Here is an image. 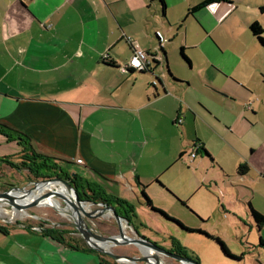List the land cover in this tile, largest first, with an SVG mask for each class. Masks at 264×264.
<instances>
[{
	"label": "crops",
	"instance_id": "0c3cea01",
	"mask_svg": "<svg viewBox=\"0 0 264 264\" xmlns=\"http://www.w3.org/2000/svg\"><path fill=\"white\" fill-rule=\"evenodd\" d=\"M178 1L0 0V157L29 149L65 160L155 218L142 195L137 206L120 192L143 190L195 236L227 214L243 222L241 235L262 231L250 213L264 216L257 19L244 21L241 38L209 8L234 0L188 14L202 0L192 1L180 21ZM135 46L158 54L149 70L123 67ZM1 225L0 264H100L22 224ZM227 249L240 258L218 248L224 262L245 260Z\"/></svg>",
	"mask_w": 264,
	"mask_h": 264
},
{
	"label": "rangeland",
	"instance_id": "374dc122",
	"mask_svg": "<svg viewBox=\"0 0 264 264\" xmlns=\"http://www.w3.org/2000/svg\"><path fill=\"white\" fill-rule=\"evenodd\" d=\"M197 0H179L176 4L170 7L176 8V17L181 20L184 15V10L187 9L190 2ZM231 1V0H230ZM264 5V0H234L230 6L226 3L214 4L209 8L212 10L213 15L218 17H225L227 26L234 28L235 35L240 36V29H245V20L256 21L262 26L264 30V10H260V6ZM232 11V12H231ZM193 22L197 23L195 19ZM264 37V32H263ZM243 38L242 36H240ZM64 166V164H62ZM72 168V167H71ZM75 171H78L76 166H73ZM0 191L8 189L11 184L20 185L28 180H32L31 177L26 174L18 175L12 171L7 172L0 169ZM121 193H125L126 197H133L135 205H140L141 194H137V199L129 188L120 190ZM2 207L9 213L6 217L0 218V223H14V222H26L35 223L38 220L46 221L52 226L57 228H74L71 225V220L67 215L63 213V202L60 199H56L53 196L45 198L42 204L33 206L28 209H24L28 215L13 216L10 214L12 207L6 203L0 202ZM94 206H91L93 208ZM136 214V213H135ZM152 215H142L137 213L133 219V225L139 233H142L147 239L161 247L168 250L171 246V239L178 240L183 246H186L190 253H195L201 264H264V246L259 245V240H264V228L262 231L256 229L248 232L247 229L244 234L241 235L239 228L243 229V222L237 218H233L229 214L225 215L221 221L213 222L214 228L207 233L206 236H195L193 233L187 231H181L173 222L166 220L162 216L158 215L155 218L150 217ZM188 221V220H186ZM93 229L103 235H113L117 233V225L114 218L111 215H106L99 218L89 220ZM237 226V227H236ZM239 226V227H238ZM75 229V228H74ZM126 232L129 235L135 236L131 228H126ZM210 236V237H209ZM219 238L226 244L229 250L235 255L244 253L245 260L238 262L237 260L224 262L221 258V254L218 248L224 253L215 240ZM111 251L118 254H127L132 256H140L141 251L130 245H118L111 247ZM236 258L239 256H235ZM163 264H181L177 260L170 257L162 256ZM132 264V263H123ZM134 264H145L142 262Z\"/></svg>",
	"mask_w": 264,
	"mask_h": 264
},
{
	"label": "trees",
	"instance_id": "16d2710c",
	"mask_svg": "<svg viewBox=\"0 0 264 264\" xmlns=\"http://www.w3.org/2000/svg\"><path fill=\"white\" fill-rule=\"evenodd\" d=\"M215 2H230V0H202L198 4L192 6V8L188 11V14L193 13L195 10L204 7L206 5L215 3ZM260 10H264V5L260 6ZM250 33L257 39V41L264 47V37H263V28L262 26L255 20L249 24ZM181 56L187 60L185 54L183 53V48L180 49ZM128 72L134 71L131 68H126ZM144 72V71H137ZM158 82L159 79H156ZM194 148L201 149L206 155H209L204 147L194 145ZM64 164V166L62 165ZM245 166H239V170H242ZM71 164L65 160L57 159L48 155L40 154L35 152L34 150H25L21 154V156L17 160H13L11 157L5 156L0 157V169L5 170L7 172H13L14 174L22 175L26 174V176L31 177L32 180H42L58 177L63 180L68 181L76 190L80 199L90 201L92 203H104L107 205H111L115 208V212L124 220L128 222L130 226H133V219L136 217L134 205L128 202L127 200L111 193H106L101 186L93 182L92 180L81 176L80 174L70 171ZM74 173V174H73ZM3 174H0L2 177ZM141 195L144 199L145 204L153 211L161 215L168 221L173 222L177 227L182 229L183 231L193 232V229L185 227L180 221L170 217L165 212L155 208L149 197L142 190ZM251 217L253 221L257 225L264 224V216L251 208L250 210ZM3 223H0V230L4 231ZM6 226L8 222L4 223ZM12 224V223H11ZM13 224H22L25 228H32L34 226L40 227L39 232L41 235L48 237L55 242L70 248L72 250H80L85 252H90L95 254L99 258L100 264H123L121 262H117L114 259L108 257L105 254H101L96 252L93 249H90L83 238L76 233L74 228H57L56 226H52L46 221L38 220L35 223H26V222H14ZM34 231V230H33ZM138 232V231H137ZM215 240L219 243L222 251L225 255L231 258H236L232 255L225 244L219 239L215 238ZM259 245L264 246V240L260 238ZM174 253H177L182 256H186L192 258L198 262L199 258L194 254L190 253L181 243L172 238L171 239V247L168 249ZM238 258V257H237ZM240 258V257H239Z\"/></svg>",
	"mask_w": 264,
	"mask_h": 264
},
{
	"label": "water",
	"instance_id": "95a60500",
	"mask_svg": "<svg viewBox=\"0 0 264 264\" xmlns=\"http://www.w3.org/2000/svg\"><path fill=\"white\" fill-rule=\"evenodd\" d=\"M154 85H157L154 83ZM74 174V173H73ZM60 183L63 184L66 189L71 193L74 202H71L68 198L57 192L56 190L48 192L42 196H34L33 200L23 206L17 204L13 196L20 194L21 196H29L31 193L38 187L40 184H50V183ZM50 196L60 199L63 202L64 207H68L66 215L71 220V225L75 228L76 233L79 234L87 246L90 249L95 250L98 253L105 254L108 257L114 259L117 262L121 263H145V264H161V255L170 257L178 262L184 264H201L200 262L174 253L172 251L166 250L155 242L150 241L144 236H141L132 226L128 224L126 220L121 218L116 212L115 208L111 205L104 203H92L87 200L80 199L75 188L66 180H63L58 177L42 179V180H28L27 182L11 186L3 191H0V202L5 201L8 205L16 209H28L33 206H38L42 200L49 198ZM84 204L90 207L89 210L84 208ZM91 206H94L91 208ZM106 215H111L117 225V233L113 235H103L97 232L91 226L89 220L94 218L103 217ZM124 223V226H123ZM126 228H131L135 236L129 235L126 232ZM103 245L106 246H118V245H130L135 246L139 250L147 249L153 252L150 256L141 251L140 256H132L127 254H118L114 253L109 249H105ZM151 259L155 261L152 262Z\"/></svg>",
	"mask_w": 264,
	"mask_h": 264
},
{
	"label": "bare ground",
	"instance_id": "6f19581e",
	"mask_svg": "<svg viewBox=\"0 0 264 264\" xmlns=\"http://www.w3.org/2000/svg\"><path fill=\"white\" fill-rule=\"evenodd\" d=\"M56 190L57 192H59L60 194H62L63 196H65L66 198H68L71 202H74V199L71 195V193L66 189V187L63 185V184H60V183H56V182H53V183H50V184H40L38 185V187L31 193V195H27L25 197L21 196L20 194H17V195H14L13 196V199L14 201L19 204L20 206H23L29 202H31L33 200V197L34 196H42L48 192H51V191H54ZM3 203H6L5 201H2ZM42 202H44V200L41 201L40 204H42ZM7 204V203H6ZM8 205V204H7ZM12 207V206H11ZM68 207H63L62 210H63V213L65 214L66 211H68ZM84 208L86 210H89L90 207L88 205H85L84 204ZM8 211L5 210L2 205L0 204V218H4L8 215ZM10 214L13 216H19V214L22 216H25V215H28L27 212L24 210V209H16L14 207H12V211L10 212ZM66 215V214H65ZM123 226H124V223H123ZM105 249H109L111 250V247L113 246H106V245H103ZM140 251H143V253L147 254V255H151L153 254L152 251L150 250H147V249H142ZM152 262H154L155 260L154 259H151ZM161 264H163V260L161 259ZM182 264V263H181ZM184 264H188V263H184Z\"/></svg>",
	"mask_w": 264,
	"mask_h": 264
},
{
	"label": "built area",
	"instance_id": "2783aa9c",
	"mask_svg": "<svg viewBox=\"0 0 264 264\" xmlns=\"http://www.w3.org/2000/svg\"><path fill=\"white\" fill-rule=\"evenodd\" d=\"M155 58H159L158 54L147 52L139 48L138 46H135L133 49V53L123 67L125 69L131 68L134 71H147L150 69L152 59ZM191 156L194 157L195 153H192ZM32 229L34 231H40V227L38 226H34Z\"/></svg>",
	"mask_w": 264,
	"mask_h": 264
},
{
	"label": "flooded vegetation",
	"instance_id": "af4514ba",
	"mask_svg": "<svg viewBox=\"0 0 264 264\" xmlns=\"http://www.w3.org/2000/svg\"><path fill=\"white\" fill-rule=\"evenodd\" d=\"M92 226V225H91Z\"/></svg>",
	"mask_w": 264,
	"mask_h": 264
}]
</instances>
